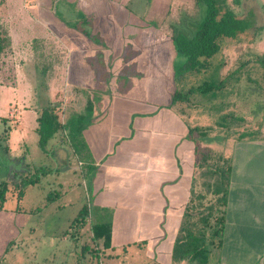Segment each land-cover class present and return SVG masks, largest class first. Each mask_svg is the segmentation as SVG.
<instances>
[{"label":"rangeland","instance_id":"1","mask_svg":"<svg viewBox=\"0 0 264 264\" xmlns=\"http://www.w3.org/2000/svg\"><path fill=\"white\" fill-rule=\"evenodd\" d=\"M221 7L249 19L251 29L225 40L208 71L184 73L173 36L196 33L206 12L196 0H0V26L9 37L0 57V183H9L0 211V264H174L172 233L162 240L161 231L143 227L150 210L132 202L142 181L124 188L120 185L127 182L130 169L115 176L101 168L99 184L92 188L68 135L59 134L47 153L42 151L36 118L43 106L64 105L72 77H82L87 88L97 91V118L75 136L79 154L92 146L98 158L108 151L114 134L131 136L134 131L132 146L124 149L118 167L131 153L156 159L166 155L169 170L175 171L180 154L176 144L183 143L179 167L187 179L185 191L192 177L198 179L187 210L200 225L208 209L220 208L213 189L219 179L216 170L229 165L225 151L264 133V0H223ZM72 66L83 72L74 74ZM225 78V88L216 95L196 94L190 102L168 108L177 90ZM21 97L25 103H18ZM73 103L57 111L62 123L89 105L82 99ZM195 127L209 138L195 134V142L187 140ZM142 129L154 135L144 136ZM26 177L41 178L19 199L16 186ZM99 198L114 204L110 251L93 238L94 218L73 226L83 207L99 205Z\"/></svg>","mask_w":264,"mask_h":264},{"label":"crops","instance_id":"2","mask_svg":"<svg viewBox=\"0 0 264 264\" xmlns=\"http://www.w3.org/2000/svg\"><path fill=\"white\" fill-rule=\"evenodd\" d=\"M72 67L74 74L76 72H83L81 68H77L76 66ZM72 78L73 81L71 84L73 88L67 91V95L68 97L70 95L71 99L69 100V98L65 96L66 100L64 105L63 103H61L60 106H57L56 103L51 104L56 109V113L60 108L65 107L67 103L74 104L73 102L80 99L84 100L86 103H89V101L96 103L97 101L95 98V93L97 91L87 88L82 77L80 80L75 76ZM105 95L106 94L102 95L103 98L100 99V102L104 103ZM19 102L25 103L26 100L21 97V99L18 98V103ZM44 107L45 106L42 108ZM27 108L34 109L31 105ZM42 108L37 113L36 132L38 129L37 120ZM78 113L81 114V112ZM95 113L96 107L94 109V115H96ZM74 114H72L67 121ZM19 116L21 117V114H19ZM96 118L97 117L92 119V121ZM20 121L21 119L19 118V124ZM66 122H64V124ZM142 132H144V136L154 135L151 129L146 131L148 133L145 132V129H142ZM62 133L68 135L66 130L61 131L59 134ZM59 134H57L55 138ZM134 136V131L131 136L125 133L121 135L117 133L114 134L113 137H115V139L108 151L101 154L98 158L93 155L92 146H89V151L91 153L90 158L94 165V171L88 177H85L83 171L85 162L78 157L82 169V176L91 180L93 188L99 184V170L101 168L107 169L109 175H111L113 171V175L115 176H117L116 172L118 170L124 171L126 168L130 169L131 172L126 177L127 182H124L120 186L128 188L131 184L142 181L143 184L136 190V196L133 197L132 202H135V207H142L148 209V211L150 210V218L145 221L143 227H149L148 229H152L153 231H161L164 234L162 240H169V233H172L171 237L173 241L170 248V257L172 258L173 245L183 224L184 211L191 201L194 184L198 187V179L197 177H192L189 182L190 186H187V191H185L187 179L183 176L179 167L183 160V143L179 145L176 144V149L180 150V154L177 158L178 167L175 171L173 169L169 170V158L166 157V155L156 159L147 154L138 157L137 153H131L130 159L123 162V168L120 166L118 167L119 164L117 162L124 158L122 155L124 149L131 148L132 145H130V143L133 142ZM181 141H183V138H181ZM21 143H23V146L20 145V150L22 151L25 150L24 147H27L26 139L22 138L20 144ZM71 147L73 148L72 145ZM24 153L25 151H22V154ZM74 153L76 155L75 150ZM224 156L229 160L232 169L228 183V199L225 209V230L222 246L212 249L208 264H264V133L254 140L237 143L234 145V151L233 149L230 150V152L225 151ZM128 162L131 163V166L127 164ZM153 175H155V179L151 178ZM62 186L63 184H60V187ZM154 190L159 193L155 194L153 192ZM56 195L55 198H60L64 194L61 193V195ZM98 201L100 203L99 205L93 204L92 202L90 206L95 210H99L98 213L100 215L112 221L113 215L111 214L114 209V204H109L107 200H102L100 198ZM110 201L113 203L114 198H111Z\"/></svg>","mask_w":264,"mask_h":264},{"label":"trees","instance_id":"3","mask_svg":"<svg viewBox=\"0 0 264 264\" xmlns=\"http://www.w3.org/2000/svg\"><path fill=\"white\" fill-rule=\"evenodd\" d=\"M150 1V0H149ZM199 4L206 6V12L203 21L199 24L194 36L189 37L184 33H178L173 36V46L176 55L184 59L182 71L184 73H202L208 71L212 66V60L223 50L225 40H235L239 36L246 34L252 27V22L247 18H241L230 8H222L223 0H196ZM84 24L88 23L87 18L81 19ZM77 29V28H76ZM80 30V29H79ZM86 36L91 34L84 29L80 30ZM9 45V37L6 31L0 26V57L6 51ZM260 64L264 69V57L260 59ZM229 78L219 82L206 81L197 87H191L188 90H177L170 101L169 109L179 103H188L196 95H216L217 91L225 88ZM94 105L89 101V105L84 113L74 114L65 124L60 121L56 109L52 105L42 108L38 118L39 147L44 153H47L49 142L55 138L61 131L66 130L76 154L85 162L84 176L88 177L94 171V165L91 162L90 151L85 146V150L79 154L78 147L75 144V136L82 135L84 130L90 126L94 115ZM85 114V115H84ZM197 134L200 138H209L206 131L199 127L191 128L187 139L195 142ZM241 136H247L245 134ZM81 150V149H80ZM83 152V154H82ZM227 160V159H226ZM207 163V158H204ZM229 164V160H227ZM230 164L226 169H217L216 175L219 176L215 182L213 194L218 196L217 204L219 209H208L206 216L200 218V225L192 222L191 211L186 208L184 222L177 234L172 250V261L175 264L186 262L187 264H208L213 248H220L223 243V235L226 223V206L228 199V183L231 176ZM42 176L46 175L45 170L38 169ZM39 176V175H36ZM41 177L24 178L16 186L18 198L21 199L24 189L40 181ZM9 190L8 182L0 183V211L4 209L7 202V192ZM192 201V199H191ZM190 201V203H191ZM189 203V204H190ZM99 210L83 207L78 217L73 221V226L81 220V225L88 218H94L92 224L93 238L95 241H102L105 250L113 248V228L111 220L100 215Z\"/></svg>","mask_w":264,"mask_h":264}]
</instances>
